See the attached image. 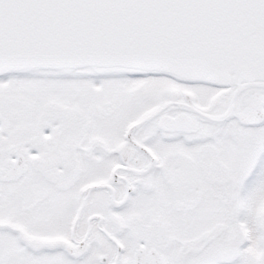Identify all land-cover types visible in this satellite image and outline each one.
Segmentation results:
<instances>
[{"label":"snow or ice","instance_id":"1","mask_svg":"<svg viewBox=\"0 0 264 264\" xmlns=\"http://www.w3.org/2000/svg\"><path fill=\"white\" fill-rule=\"evenodd\" d=\"M0 264H264V0H0Z\"/></svg>","mask_w":264,"mask_h":264}]
</instances>
